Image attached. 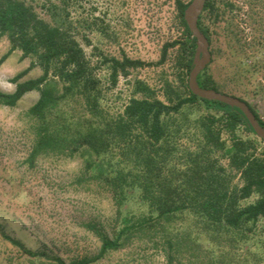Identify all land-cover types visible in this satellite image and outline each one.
Returning <instances> with one entry per match:
<instances>
[{"label": "trees", "instance_id": "16d2710c", "mask_svg": "<svg viewBox=\"0 0 264 264\" xmlns=\"http://www.w3.org/2000/svg\"><path fill=\"white\" fill-rule=\"evenodd\" d=\"M83 1L0 0V41L10 44L0 69L15 51L32 59L10 80L15 91H0V107L15 108L39 92L25 112L33 134L25 163L35 168L44 157L82 159L76 182L106 188L114 218L107 228L85 224L101 246L92 256L69 261L30 250L4 232L2 238L51 264H99L136 242L151 245L166 264H264V143L239 109L190 91L197 44L185 11L192 0H175L180 38L165 44L160 60L151 63L99 49L97 62L90 59L81 41L91 45L90 34L108 36L109 28L100 18L82 16ZM198 27L212 55L199 85L241 99L264 128L257 110L236 94L264 70V0H207ZM171 50L176 77L165 80L163 98L137 80L122 113L104 109L102 65L109 66L116 86L131 70L163 66ZM223 60L233 71L221 79L211 68ZM35 68L42 74L23 81ZM194 109L200 115L192 118ZM241 129L250 136L244 138Z\"/></svg>", "mask_w": 264, "mask_h": 264}, {"label": "rangeland", "instance_id": "374dc122", "mask_svg": "<svg viewBox=\"0 0 264 264\" xmlns=\"http://www.w3.org/2000/svg\"><path fill=\"white\" fill-rule=\"evenodd\" d=\"M233 1L242 3V0ZM83 7L82 16L100 18L109 28L108 36L90 34L91 45L81 41L86 55L94 62L99 59L96 49L109 57L127 55L146 63L158 62L164 45L180 38L175 22V0H84ZM9 47L8 39L3 38L0 58ZM175 58L176 51L171 50L163 66L131 70L129 77H119L116 86L112 85L109 66L102 65L98 76L104 94V109L110 114L122 113L137 80L149 84L163 98L165 80L175 82ZM31 63V58L23 59L22 53L15 51L0 69V91L14 92L16 86L10 80ZM211 69L221 79L233 71L230 63L224 60L212 65ZM41 74V69L35 68L23 81ZM236 94L244 95L264 120V70L254 73L250 81H244ZM39 97V92H31L15 108L0 107V264H51L25 255L5 241L2 232L30 250L67 261L92 256L101 243L84 225L96 223L107 228L116 212L106 188L97 183L79 185L76 182L84 168L82 159L44 157L35 168H29L25 163L33 144L25 112ZM190 112H193L192 118L200 115L196 109ZM240 133L244 138L250 136L242 129ZM261 227L264 230V220ZM99 264L166 262L151 245L136 242L111 253Z\"/></svg>", "mask_w": 264, "mask_h": 264}, {"label": "water", "instance_id": "95a60500", "mask_svg": "<svg viewBox=\"0 0 264 264\" xmlns=\"http://www.w3.org/2000/svg\"><path fill=\"white\" fill-rule=\"evenodd\" d=\"M206 2L207 0H192L185 11V21L193 37L196 39L197 44L194 56V67L189 76V89L199 98L221 102L230 107L239 109L248 121L249 126L264 143V128L260 125L253 111L244 101L232 95L217 92L212 89L202 88L198 83V76L212 62L210 43L198 27V22L204 12Z\"/></svg>", "mask_w": 264, "mask_h": 264}]
</instances>
